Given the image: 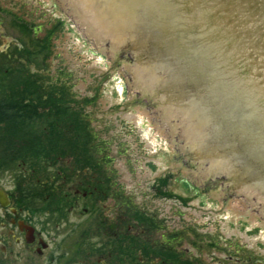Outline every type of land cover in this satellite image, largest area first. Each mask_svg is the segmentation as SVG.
<instances>
[{
  "label": "flooded vegetation",
  "instance_id": "flooded-vegetation-1",
  "mask_svg": "<svg viewBox=\"0 0 264 264\" xmlns=\"http://www.w3.org/2000/svg\"><path fill=\"white\" fill-rule=\"evenodd\" d=\"M19 3L0 1V264H264V238L237 230L257 226L244 223L247 215L235 231L189 224L185 196L168 191L165 163L153 170L125 150L120 159L121 115L89 112L86 98L98 86L77 96L56 80L51 37L25 33L24 22L32 24ZM30 101L40 113H23ZM24 117L51 120L42 160H23Z\"/></svg>",
  "mask_w": 264,
  "mask_h": 264
},
{
  "label": "water",
  "instance_id": "water-1",
  "mask_svg": "<svg viewBox=\"0 0 264 264\" xmlns=\"http://www.w3.org/2000/svg\"><path fill=\"white\" fill-rule=\"evenodd\" d=\"M225 197L264 205V0H65Z\"/></svg>",
  "mask_w": 264,
  "mask_h": 264
},
{
  "label": "rangeland",
  "instance_id": "rangeland-1",
  "mask_svg": "<svg viewBox=\"0 0 264 264\" xmlns=\"http://www.w3.org/2000/svg\"><path fill=\"white\" fill-rule=\"evenodd\" d=\"M2 4L5 1L0 0ZM20 1L25 19L32 24L34 36L49 33L53 45V65L56 80L70 82L75 95L92 94L89 112L119 113L121 121L115 131V140H121L122 158L124 151L136 155L137 164L152 161L157 171L164 163L168 171L167 188L171 193L185 196L188 202L183 217L188 222L202 224L207 228L226 226L231 231L240 225L239 216L247 215L245 224L257 225L247 232V225L237 228L247 234L249 240L264 238V205L243 195L225 197L203 175L178 153L168 136L161 119L144 108L131 71L118 65L94 35L71 13L65 0H15ZM19 7V8H20ZM32 32V33H33ZM30 32V35H32ZM68 70V73L63 71ZM97 81V82H96ZM89 99V98H88ZM101 121L94 120L99 125ZM107 131V127H104ZM148 173L146 168L137 174ZM138 175V176H139ZM169 215L176 217L177 213ZM210 210V211H208ZM210 214V218L207 216ZM213 212V213H211ZM212 219V220H211Z\"/></svg>",
  "mask_w": 264,
  "mask_h": 264
},
{
  "label": "trees",
  "instance_id": "trees-1",
  "mask_svg": "<svg viewBox=\"0 0 264 264\" xmlns=\"http://www.w3.org/2000/svg\"><path fill=\"white\" fill-rule=\"evenodd\" d=\"M63 92V96H67L68 94L65 93V88L63 87L60 88ZM39 102H41L39 105L40 106H49V102H45L41 98L38 99ZM88 100V99H87ZM23 108V113L25 115L27 114H37L39 111L37 110L35 103H28L24 104ZM29 107V108H28ZM49 110L48 112H50ZM43 111L42 113H48ZM50 121L48 119L41 120V121H35L34 119L31 118H26L24 117L22 120L23 123V138L29 139L30 144L26 145L27 147H30L31 149L25 148V150L22 152L23 155V160L24 162L28 161V156L33 155L37 160H41L42 158H46L49 155L48 147H49V135L47 134V131L50 130ZM38 123V124H37ZM60 136L57 134L56 138L58 139ZM59 154L58 152L55 153V155ZM10 156V153L8 154Z\"/></svg>",
  "mask_w": 264,
  "mask_h": 264
}]
</instances>
